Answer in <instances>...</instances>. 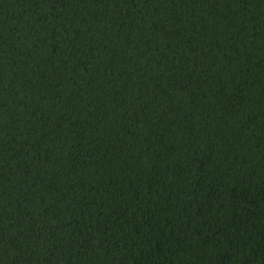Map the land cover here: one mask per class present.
<instances>
[{
	"label": "trees",
	"instance_id": "16d2710c",
	"mask_svg": "<svg viewBox=\"0 0 264 264\" xmlns=\"http://www.w3.org/2000/svg\"><path fill=\"white\" fill-rule=\"evenodd\" d=\"M0 264H264V0H0Z\"/></svg>",
	"mask_w": 264,
	"mask_h": 264
}]
</instances>
